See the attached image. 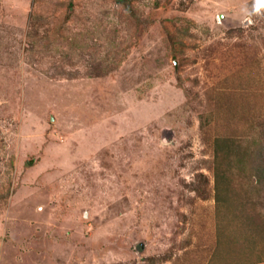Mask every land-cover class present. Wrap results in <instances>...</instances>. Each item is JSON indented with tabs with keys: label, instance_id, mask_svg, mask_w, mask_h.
I'll return each mask as SVG.
<instances>
[{
	"label": "rangeland",
	"instance_id": "1",
	"mask_svg": "<svg viewBox=\"0 0 264 264\" xmlns=\"http://www.w3.org/2000/svg\"><path fill=\"white\" fill-rule=\"evenodd\" d=\"M254 2L0 0V264H264Z\"/></svg>",
	"mask_w": 264,
	"mask_h": 264
},
{
	"label": "clouds",
	"instance_id": "2",
	"mask_svg": "<svg viewBox=\"0 0 264 264\" xmlns=\"http://www.w3.org/2000/svg\"><path fill=\"white\" fill-rule=\"evenodd\" d=\"M261 9H264V0H255L253 6V12L258 13L260 12Z\"/></svg>",
	"mask_w": 264,
	"mask_h": 264
},
{
	"label": "trees",
	"instance_id": "3",
	"mask_svg": "<svg viewBox=\"0 0 264 264\" xmlns=\"http://www.w3.org/2000/svg\"><path fill=\"white\" fill-rule=\"evenodd\" d=\"M116 1H120V0H116ZM217 181H219V176L217 177Z\"/></svg>",
	"mask_w": 264,
	"mask_h": 264
}]
</instances>
